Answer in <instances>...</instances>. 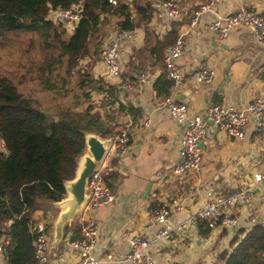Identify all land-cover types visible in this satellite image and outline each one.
Instances as JSON below:
<instances>
[{
  "label": "crops",
  "instance_id": "obj_1",
  "mask_svg": "<svg viewBox=\"0 0 264 264\" xmlns=\"http://www.w3.org/2000/svg\"><path fill=\"white\" fill-rule=\"evenodd\" d=\"M200 1L181 0L185 14L178 21H157L150 9V31L161 39L173 25L177 36H182L185 43L177 59L181 83L174 88L171 86L168 95L186 104L191 114H198L202 118H205L204 108L208 105H241L253 98L264 101V43L258 42L248 28H233L225 41L217 40L208 29L209 21L214 16L239 6L264 17V0H229L217 6L212 13L202 14L197 23L190 25L191 11L204 0ZM115 21L116 18L110 20V28L105 26L99 53L107 43H116L118 77L108 74L99 55L84 56L77 64L83 70H88L93 80L89 85L94 90L98 84L110 87L109 96L99 90L90 97L93 108L100 115L111 109L110 114L115 120L109 135L100 139H112V135L121 130L130 134L124 153L119 157L108 156L112 170L107 175V182L114 192V199L94 210L96 254L110 253L114 260H118H113L111 264H125L122 260L128 252L127 237L149 239L159 226L151 216L152 210L165 207L171 210V217L165 222L169 236L159 243L149 244L147 253L154 262L163 264L170 259H178L182 264H222L219 258L223 252L230 250L234 237L239 240L257 223L264 226V180L251 178L264 166V131L256 135L246 129L245 139L232 141L207 124L205 137L199 144L203 153L201 169L197 173L184 175L170 173L177 157L180 128L159 103L167 95H156L152 87L153 80L165 70L163 65H155L150 56L138 59L137 51L145 45V33L140 26L127 29L131 31L129 39L120 38L117 36L119 31L127 30L114 27ZM73 30L71 28L67 36ZM199 65L212 69L209 82H195L194 72ZM83 70L80 69L81 72ZM143 72L149 74L147 84L137 80V75ZM119 103L132 106L135 114L117 113ZM85 152L84 148L83 154ZM245 186L251 188V200L235 212L239 218L237 226L231 229L216 228L201 234L197 226L187 224L188 215L199 210L205 190L211 191L213 196H222ZM59 202L45 201L43 208L32 215L35 223H43L45 227L47 261L44 264L76 262V254L67 242L78 229L76 216L80 218L81 209L62 225L60 237L55 239L54 222L62 210ZM151 204L156 207L151 208ZM176 206L181 209L176 210Z\"/></svg>",
  "mask_w": 264,
  "mask_h": 264
},
{
  "label": "trees",
  "instance_id": "obj_2",
  "mask_svg": "<svg viewBox=\"0 0 264 264\" xmlns=\"http://www.w3.org/2000/svg\"><path fill=\"white\" fill-rule=\"evenodd\" d=\"M77 1L0 0V43L10 34L38 36L41 60H33L37 63L36 79L43 91L56 93L60 98L59 103L41 109L0 70V235L6 233L9 237L0 264H38L32 247L37 235L33 212L41 210L45 201L57 203L65 197L63 184L75 175L85 148L84 136L92 133L105 138L114 128L111 109L100 115L90 100L91 93L99 90L109 96L110 87L98 84L94 90L89 85L93 80L88 70L77 66L84 56L99 55L105 26L114 18L117 29L140 26L145 45L136 55L139 60L152 57L159 67L163 65L165 44L177 37L173 25L161 39L149 30V0H115L114 5L108 0H80V17L68 36L44 19L48 7L64 9ZM152 87L156 95L169 94L171 81L165 71L153 80ZM116 111L135 114L132 106L121 103ZM196 226L201 234L210 231L202 222ZM43 232L47 238L45 228ZM219 260L222 264H264V226L257 223L239 240L234 237L230 250L223 252Z\"/></svg>",
  "mask_w": 264,
  "mask_h": 264
},
{
  "label": "built area",
  "instance_id": "obj_3",
  "mask_svg": "<svg viewBox=\"0 0 264 264\" xmlns=\"http://www.w3.org/2000/svg\"><path fill=\"white\" fill-rule=\"evenodd\" d=\"M228 1L207 0L196 4L191 11L190 25L197 23L199 16L202 14L212 13L217 6L224 5ZM108 2L112 5L116 3L115 0H108ZM81 3L79 0L64 9L48 7L45 19L55 24L65 25L69 30L75 28L80 17ZM149 5L152 9V16L157 21H178L185 14V8L181 0H151ZM236 27L248 28L258 42L264 43V17L244 6H239L231 11L224 10L220 15L210 19L208 24V29L219 41H225L229 31ZM117 36L129 39L131 31H120ZM184 47L183 37L177 36L167 42L163 48L162 63L166 76L171 81L172 88L181 83L177 59ZM99 57L108 74L111 77H118L119 58L116 43L109 42L103 46ZM212 75L213 71L207 65H199L194 72V80L197 83L209 82ZM137 80L147 84L149 74L147 72L140 73L137 75ZM159 103L166 108L171 119L180 128L177 157L169 171L174 175L197 173L201 169L203 154L198 144L205 135L208 121L211 122L214 130L223 132L228 138L237 141L245 139L246 129L257 135L264 131V101L260 98L250 99L241 105H208L204 108L205 118L198 114H191L186 104L175 101L170 95L164 96ZM129 139L130 134L126 130H121L112 135V139L108 140L109 143L102 160L86 179L84 193L87 199L81 209L79 218L82 223L78 234L74 237L70 236L67 242V245L76 254L74 264H109L112 262L110 253L105 255L96 254L94 245L97 225L94 210L111 203L114 199V192L107 182V175L112 170L108 156L119 157L123 154L129 145ZM0 148L3 149L1 142ZM252 177L255 181L264 180V166ZM250 200L251 194L247 186L234 189L227 195L222 196H213L211 191L205 190L202 194L199 210L193 215H188L186 218L187 224L196 226L197 222H202L209 230L216 228L231 229L237 226L239 221L235 212L249 204ZM175 209L179 210L181 208L176 206ZM151 216L159 226L149 239L128 236V253L123 262L156 264L154 259L147 253L148 246L151 243H159V241L168 238L169 228L165 225V222L171 217V210L159 207L152 210ZM34 230L37 233L32 241L34 258L43 264L47 261L45 252L47 238L43 232L44 225L37 222L34 224ZM122 235H125V233ZM8 242V235L6 233L1 234L0 254L3 258ZM163 264H182V262L178 259H170Z\"/></svg>",
  "mask_w": 264,
  "mask_h": 264
},
{
  "label": "rangeland",
  "instance_id": "obj_4",
  "mask_svg": "<svg viewBox=\"0 0 264 264\" xmlns=\"http://www.w3.org/2000/svg\"><path fill=\"white\" fill-rule=\"evenodd\" d=\"M55 25L67 36L69 29L65 25ZM109 26L108 28H110ZM7 38L6 41L0 43L1 72L5 75L8 74L17 90L24 96L38 102L41 109L50 108L54 104L59 103V95L51 91H43L40 88L39 80L36 79L35 66L37 63L33 60L38 62L41 60L39 55L41 49L39 37L34 33H17L10 34ZM73 68L75 69V67ZM60 72H64V69ZM71 72L72 70L70 69L69 73L71 74ZM52 78L56 77L53 75ZM93 95L92 92L91 98ZM0 150L3 151L1 148Z\"/></svg>",
  "mask_w": 264,
  "mask_h": 264
},
{
  "label": "water",
  "instance_id": "obj_5",
  "mask_svg": "<svg viewBox=\"0 0 264 264\" xmlns=\"http://www.w3.org/2000/svg\"><path fill=\"white\" fill-rule=\"evenodd\" d=\"M108 140L100 139L97 135L86 134L84 136L85 153L76 164L75 175L72 179L64 182V197L58 206L62 208L54 222V237L59 239L62 225L71 220L74 213L86 203L84 193L85 182L92 173L94 167L102 160L107 149Z\"/></svg>",
  "mask_w": 264,
  "mask_h": 264
},
{
  "label": "clouds",
  "instance_id": "obj_6",
  "mask_svg": "<svg viewBox=\"0 0 264 264\" xmlns=\"http://www.w3.org/2000/svg\"><path fill=\"white\" fill-rule=\"evenodd\" d=\"M119 32H120V31H119ZM72 72H73V71H72ZM72 72H71V73H72ZM207 124H210V125H211V122L208 121ZM211 126H212V125H211ZM212 127H213V126H212ZM206 129H207V128H206ZM213 129H214V128H213ZM205 133H206V132H205ZM256 135H257V134H256ZM204 137H205V135H204ZM204 137H203V138H204ZM227 138H228V137H227ZM228 139H230V138H228ZM202 140H203V139H202ZM202 140L200 141V143L202 142ZM230 140H232V139H230ZM232 141H237V140H232ZM240 141H241V140H240ZM200 143H199V144H200ZM199 144H198V146H199ZM199 148H200V147H199ZM200 149H201V148H200ZM202 154H203V153H202ZM260 170H261V169H260ZM260 170H259V171H260ZM259 171H258V172H259ZM258 172L254 173V174H257ZM254 174H252V176H253ZM252 176H251V178H252V180H253V177H252ZM245 187H246V186H245ZM249 188H250V187H249ZM250 189H251V188H250ZM83 206H84V205H83ZM83 206H82V207H83ZM81 209H82V208H81ZM76 218L78 219L79 225H78V229H77L75 235L78 234V232H79V228H80L81 223H82V221H80L79 217L76 216ZM42 224H43V223H42ZM43 225H44V224H43ZM44 228H45V227H44ZM2 234H3V233H2ZM75 235H74V236H75ZM71 236H72V235H71ZM96 236H97V235H96ZM46 247H47V245H46ZM45 250H46V248H45ZM127 253H128V252H127ZM113 260H114V258H112V261H113ZM36 261H37V260H36ZM114 261L118 262V260H114ZM37 262H38V261H37ZM122 262H123V260H122ZM45 263H46V262H45ZM111 263H112V262H111ZM111 263H109V264H111ZM124 263H125V264H130V263H127V262H124ZM38 264H41V263L38 262ZM43 264H44V263H43ZM137 264H141V263H137Z\"/></svg>",
  "mask_w": 264,
  "mask_h": 264
}]
</instances>
